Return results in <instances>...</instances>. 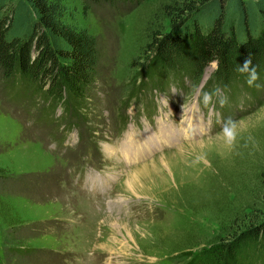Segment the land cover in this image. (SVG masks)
<instances>
[{
  "label": "rangeland",
  "instance_id": "374dc122",
  "mask_svg": "<svg viewBox=\"0 0 264 264\" xmlns=\"http://www.w3.org/2000/svg\"><path fill=\"white\" fill-rule=\"evenodd\" d=\"M64 1L98 38L96 81L76 116L63 104L50 122L0 75V264H187L263 219V83L231 97L210 84L213 63L197 82L140 90L148 23L168 27V0Z\"/></svg>",
  "mask_w": 264,
  "mask_h": 264
},
{
  "label": "trees",
  "instance_id": "16d2710c",
  "mask_svg": "<svg viewBox=\"0 0 264 264\" xmlns=\"http://www.w3.org/2000/svg\"><path fill=\"white\" fill-rule=\"evenodd\" d=\"M142 1L83 0L85 12L98 3ZM160 9L170 23H148L140 90L197 82L215 63L210 84L233 97L248 88L251 69L239 68L249 58L259 79L248 89L254 94L258 81L264 86V0H168ZM68 10L64 0H0V75L8 99L34 100L50 122L59 106L75 115L88 100L101 57L97 36L69 22ZM7 206L0 199V208ZM187 264H264V218L201 247Z\"/></svg>",
  "mask_w": 264,
  "mask_h": 264
},
{
  "label": "clouds",
  "instance_id": "9594fccd",
  "mask_svg": "<svg viewBox=\"0 0 264 264\" xmlns=\"http://www.w3.org/2000/svg\"><path fill=\"white\" fill-rule=\"evenodd\" d=\"M249 69H251L250 71V76L248 78V84L249 86H253L255 84V82L259 79V75L256 71V67L252 66V61L251 59H247L244 63H243V67L239 68V71L244 72V71H248ZM259 86V85H256ZM210 96L208 94L205 95V101H209L210 100ZM221 104L225 103V100H221L220 101ZM223 132V136L226 138V142L229 146L233 145L235 140H236V136H237V121L232 120L231 118H229L227 120V122L225 123V126L222 130ZM203 157H197V162H199L200 160H202Z\"/></svg>",
  "mask_w": 264,
  "mask_h": 264
}]
</instances>
